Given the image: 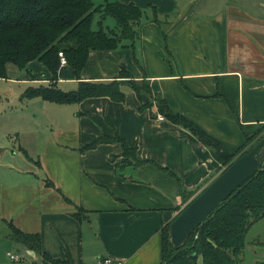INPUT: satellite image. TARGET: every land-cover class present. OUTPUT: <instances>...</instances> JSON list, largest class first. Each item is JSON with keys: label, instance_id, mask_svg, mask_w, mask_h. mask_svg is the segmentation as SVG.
Here are the masks:
<instances>
[{"label": "crops", "instance_id": "0c3cea01", "mask_svg": "<svg viewBox=\"0 0 264 264\" xmlns=\"http://www.w3.org/2000/svg\"><path fill=\"white\" fill-rule=\"evenodd\" d=\"M118 1H132L137 6L153 1L160 14H166L169 7L165 5L170 3ZM139 27L146 79L173 112L186 117L229 153L244 143L246 135L264 133V2H255L253 7L226 4L214 15L182 17L169 33V51L152 18L140 22ZM133 54L131 47L92 50L80 79L108 81L117 76L122 65L134 79H141L143 72ZM9 64L7 72L16 73ZM28 68L30 74L13 79L49 84L51 74L43 64L32 60ZM78 81L72 68L61 64L57 86L67 83L73 88ZM122 90L125 99L120 102L107 96L87 97L72 104L27 99L36 109L46 111L51 135L40 154L43 158L37 157L35 165L20 162L4 171L0 164V221L39 233L41 249L63 262L47 260L4 239L0 240V264H105L97 261L105 257L122 264H159L162 226L224 167L189 130L166 118L157 119L155 101L147 96L140 101L125 84ZM147 101L153 106L141 110V102ZM114 130L136 146L139 160L166 167L178 180L151 162L126 164L117 172L121 147L115 142L80 151L101 135H114ZM22 151L34 157L29 148ZM79 206L86 212L76 219L73 213ZM261 220L247 232L243 262L250 251L257 253L251 247L254 240L247 238ZM255 237L254 244H264L258 234L251 239ZM261 237L264 240V233ZM10 248L21 253L23 248L28 256L10 259Z\"/></svg>", "mask_w": 264, "mask_h": 264}, {"label": "trees", "instance_id": "16d2710c", "mask_svg": "<svg viewBox=\"0 0 264 264\" xmlns=\"http://www.w3.org/2000/svg\"><path fill=\"white\" fill-rule=\"evenodd\" d=\"M100 11L102 16L115 20V28L105 30L92 28L93 16ZM142 10L133 2L121 3L118 0L94 5L92 0H0V78L7 77V64L20 69H28V63L37 60L51 74L47 85L28 86L21 94L22 99L40 97L58 104L78 103L87 97L107 96L114 101H123L125 93L122 84L135 92L141 101L148 95L157 103L159 111L170 122L189 130L203 145L210 148L222 161L223 167L236 157L248 151L264 133L245 136L244 143L233 153L194 123L179 113L173 112L167 101L155 94L143 71L141 79H134L124 65L118 74L108 81H86L80 73L87 63L92 50H111L120 46L134 48L139 36L138 26ZM157 20L156 18L153 19ZM166 49L168 39L162 32ZM128 41L124 44L123 42ZM69 65L78 85L72 90L60 89L56 81L61 66V56ZM134 62L141 68L135 52ZM120 78H126L120 82ZM150 108L149 103L140 104V109ZM155 116V112L151 111ZM118 143L121 158L115 163L117 172L126 164L138 166L153 163L159 170L176 178L166 167L154 161L139 160L136 146H131L117 130L112 136L101 135L81 147L80 151L93 148L101 143ZM86 210L77 207L73 213L81 219ZM264 217V167L245 180L231 195L210 212L202 225L196 227L187 240L175 248L169 239L168 225L160 229L161 261L159 264H243L246 236L254 222ZM8 237L25 248L40 253L45 259L62 263L50 257L41 249L39 233L24 232L12 222L7 223Z\"/></svg>", "mask_w": 264, "mask_h": 264}, {"label": "rangeland", "instance_id": "374dc122", "mask_svg": "<svg viewBox=\"0 0 264 264\" xmlns=\"http://www.w3.org/2000/svg\"><path fill=\"white\" fill-rule=\"evenodd\" d=\"M94 5L104 2L105 0H92ZM109 1V0H108ZM174 1V2H173ZM169 1L170 3H166L169 7L165 13H159V7H156V4L153 1H147L146 5H138L142 10V21H149L150 18H156L154 22L160 28V32L166 33L167 39L169 38V33L172 30L173 26L180 22L182 17H196V16H206L209 14H217L221 11V9L226 4H234V5H243L247 7H253L255 2H264V0H173ZM132 2V1H130ZM157 2H160L157 0ZM134 3V2H133ZM253 5V6H252ZM176 22V23H175ZM175 23L174 25H172ZM140 25V24H139ZM100 27L107 30L108 28H115V20L110 16H102L100 11H96L93 16L92 28L99 29ZM140 27L138 26V29ZM140 36V29H139ZM163 38V36H162ZM139 37L136 39L134 48L132 51L135 52V56L138 59L139 64L142 66L139 69L143 72L145 70L143 59L140 51V43H138ZM164 41V40H163ZM165 42V41H164ZM124 44L128 43V41L123 42ZM168 44V42H167ZM169 47V45H168ZM120 48H127L126 46H120ZM170 47L168 50L169 51ZM10 69H15V72L9 73L7 72L6 78H0V164L2 165L4 171L13 167L15 163H26L27 165H35L36 159L43 158V155H40L43 151L44 144L48 140V137L51 135V125L49 117L46 116V111L42 108L36 109L34 105L30 104L27 99H22L21 94L23 90L27 86H37L38 83H32L28 80H14L13 78H23L27 76L26 74H30L27 72V69H20L14 64H9ZM29 69V68H28ZM145 72V71H144ZM44 84V83H43ZM62 90H71L76 88L71 84L61 83L60 84ZM60 88V89H61ZM149 99L155 101L148 95ZM145 103H149L151 107L153 106L150 101ZM156 103V101H155ZM157 106V103H156ZM71 107V106H69ZM157 109V108H156ZM159 111H157L158 113ZM115 134V130H114ZM54 136V135H53ZM52 138V137H51ZM50 138V139H51ZM56 139L55 137H53ZM60 140V139H59ZM58 140V141H59ZM61 142L70 144L71 141ZM21 147V148H20ZM23 148H29L30 152L34 155L31 157V154L28 153V156L22 151ZM29 156L31 159H29ZM262 219V218H261ZM4 222V221H3ZM0 221V240L8 239L9 243L15 245L20 248L21 244L15 241H12L8 238V230L5 223ZM264 233V217L261 222L255 224L250 232L248 233V238L250 241H253L251 247L257 250V253L250 251L247 253L246 259L243 264H264V244H254L258 237H253L254 234H258L262 242ZM13 253H21L16 250V248H10ZM11 252V253H12ZM25 258L28 256L22 248L21 253ZM262 256V257H261ZM258 257V258H256ZM261 257V259L259 258ZM255 258L259 261H255Z\"/></svg>", "mask_w": 264, "mask_h": 264}, {"label": "water", "instance_id": "95a60500", "mask_svg": "<svg viewBox=\"0 0 264 264\" xmlns=\"http://www.w3.org/2000/svg\"><path fill=\"white\" fill-rule=\"evenodd\" d=\"M264 167V135L246 152L236 157L168 225L171 244L178 248L191 232L202 225L207 215Z\"/></svg>", "mask_w": 264, "mask_h": 264}, {"label": "built area", "instance_id": "2783aa9c", "mask_svg": "<svg viewBox=\"0 0 264 264\" xmlns=\"http://www.w3.org/2000/svg\"><path fill=\"white\" fill-rule=\"evenodd\" d=\"M59 54L61 56V64H63L65 62V60L62 57V53L60 52ZM156 117L159 120H163L165 118L164 115L162 113H160V112L157 113ZM7 254H8L9 258L13 259V260H22V259H24L23 255L14 254V253H11V252H8ZM97 261L105 263V264H122V262L120 260H113L111 257L98 258Z\"/></svg>", "mask_w": 264, "mask_h": 264}]
</instances>
